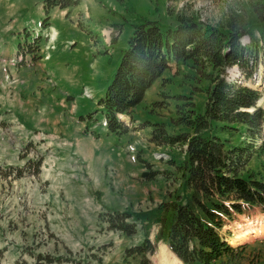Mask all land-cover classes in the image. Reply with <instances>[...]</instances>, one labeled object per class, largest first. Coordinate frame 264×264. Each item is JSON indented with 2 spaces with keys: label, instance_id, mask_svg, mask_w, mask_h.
I'll return each instance as SVG.
<instances>
[{
  "label": "rangeland",
  "instance_id": "rangeland-1",
  "mask_svg": "<svg viewBox=\"0 0 264 264\" xmlns=\"http://www.w3.org/2000/svg\"><path fill=\"white\" fill-rule=\"evenodd\" d=\"M259 12L264 0H0V264H161L166 245L155 238L157 218L148 223L144 215H159V205L175 199L178 167L195 135L175 104L184 115L190 107L202 112L216 74L256 90L254 106L264 113ZM176 14L213 26L241 17L259 45L255 59L222 72L202 58L173 59L120 113L124 127L109 131L98 102L135 26L174 27ZM237 38L249 41L247 33ZM256 120L221 135L227 147L251 146L236 173L261 180L264 120ZM162 131L183 139L166 143ZM112 212L131 215L124 222H136L135 232L113 229L104 218ZM262 221L257 207L233 210L223 230L231 243L253 246L264 235ZM257 251L264 264V244Z\"/></svg>",
  "mask_w": 264,
  "mask_h": 264
},
{
  "label": "trees",
  "instance_id": "trees-1",
  "mask_svg": "<svg viewBox=\"0 0 264 264\" xmlns=\"http://www.w3.org/2000/svg\"><path fill=\"white\" fill-rule=\"evenodd\" d=\"M233 17L237 18L228 16L223 26L205 24L181 14H176L174 27L160 29L155 20L137 24L111 81L99 98L109 131L116 133L124 127L118 114L132 109L173 59L202 58L211 69L222 72L231 64H249L248 60L255 59L259 45L263 53L264 13L259 12L255 17L263 45L261 41L258 45L254 34L243 28L241 17L240 22ZM239 33H247L249 44L238 41ZM212 79L214 82L207 87L202 112L190 107L185 108L184 115L181 106L175 104V109L182 112L177 118L184 119V125L195 135L187 143L185 163L178 167L182 172L175 199L163 201L156 210L160 214L147 213L144 220L149 223L156 216L155 238L184 264H259L261 253L257 247L263 245L264 240L252 241L253 246L250 242L232 246L226 242L228 233L223 226L233 210L239 212L242 207L254 205L264 211V179L238 176L235 167L251 146L241 141L227 147L228 140L221 134L238 132L240 123L248 129L247 119L255 118L260 123L264 113L254 106L258 97L256 90L235 81H225L216 74ZM249 106L254 107L252 112L243 109ZM161 134L166 143L183 139L182 133L167 135L162 131ZM230 197H234V201ZM130 217L126 213L112 212L104 218L113 229L135 232L136 222H124ZM253 247L255 251L250 252Z\"/></svg>",
  "mask_w": 264,
  "mask_h": 264
},
{
  "label": "bare ground",
  "instance_id": "bare-ground-1",
  "mask_svg": "<svg viewBox=\"0 0 264 264\" xmlns=\"http://www.w3.org/2000/svg\"><path fill=\"white\" fill-rule=\"evenodd\" d=\"M54 34V33H53ZM251 109V108H250ZM252 232V231H251ZM162 249L163 250H161L162 252H161V256H160V258H159V262L161 263V264H170V261H169V256L172 258V263L171 264H182L181 262H179L168 250H167V247H165L164 245H162ZM169 253V254H168Z\"/></svg>",
  "mask_w": 264,
  "mask_h": 264
}]
</instances>
